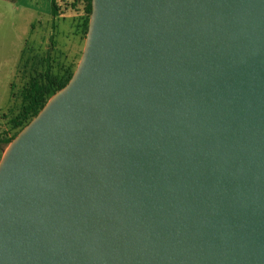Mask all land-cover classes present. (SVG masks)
Returning a JSON list of instances; mask_svg holds the SVG:
<instances>
[{
	"label": "water",
	"instance_id": "95a60500",
	"mask_svg": "<svg viewBox=\"0 0 264 264\" xmlns=\"http://www.w3.org/2000/svg\"><path fill=\"white\" fill-rule=\"evenodd\" d=\"M0 264H264V0H92L0 160Z\"/></svg>",
	"mask_w": 264,
	"mask_h": 264
},
{
	"label": "rangeland",
	"instance_id": "374dc122",
	"mask_svg": "<svg viewBox=\"0 0 264 264\" xmlns=\"http://www.w3.org/2000/svg\"><path fill=\"white\" fill-rule=\"evenodd\" d=\"M15 1L0 0L1 135L16 132L12 120L20 112L31 79L40 78L48 66L58 76L68 69L75 71L86 40L83 0H57L59 15L54 23L50 0Z\"/></svg>",
	"mask_w": 264,
	"mask_h": 264
},
{
	"label": "trees",
	"instance_id": "16d2710c",
	"mask_svg": "<svg viewBox=\"0 0 264 264\" xmlns=\"http://www.w3.org/2000/svg\"><path fill=\"white\" fill-rule=\"evenodd\" d=\"M85 4L86 18L83 22L84 31L87 35L89 20L92 13V0H83ZM59 15L57 0H51V16L54 20ZM74 71L68 69L58 76L48 66L46 72L40 77H34L27 87L24 88L23 102L19 114L12 120L14 134H0V160L17 134L40 112L49 99L67 85Z\"/></svg>",
	"mask_w": 264,
	"mask_h": 264
},
{
	"label": "crops",
	"instance_id": "0c3cea01",
	"mask_svg": "<svg viewBox=\"0 0 264 264\" xmlns=\"http://www.w3.org/2000/svg\"><path fill=\"white\" fill-rule=\"evenodd\" d=\"M9 2H16L15 0H8ZM50 2H51V0H50ZM24 4H26V3H24ZM32 4V3H31ZM28 5V6H34V5ZM35 6H37V5H35ZM48 9V8H47Z\"/></svg>",
	"mask_w": 264,
	"mask_h": 264
}]
</instances>
